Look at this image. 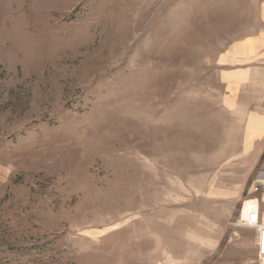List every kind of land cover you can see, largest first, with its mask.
Segmentation results:
<instances>
[{"label":"rangeland","instance_id":"1","mask_svg":"<svg viewBox=\"0 0 264 264\" xmlns=\"http://www.w3.org/2000/svg\"><path fill=\"white\" fill-rule=\"evenodd\" d=\"M263 34L264 0H0V264H264Z\"/></svg>","mask_w":264,"mask_h":264},{"label":"bare ground","instance_id":"2","mask_svg":"<svg viewBox=\"0 0 264 264\" xmlns=\"http://www.w3.org/2000/svg\"><path fill=\"white\" fill-rule=\"evenodd\" d=\"M263 40H264V34H263ZM250 77L251 76H249L248 73L247 74L241 73L239 74V76L234 77V80L238 81L236 83H240L242 81L247 82L250 80ZM263 134H264V113L248 112L247 117H246V125L244 128V149L245 151L247 152L255 148V143L257 139L260 138ZM263 200H264V193H263Z\"/></svg>","mask_w":264,"mask_h":264},{"label":"built area","instance_id":"3","mask_svg":"<svg viewBox=\"0 0 264 264\" xmlns=\"http://www.w3.org/2000/svg\"><path fill=\"white\" fill-rule=\"evenodd\" d=\"M253 192L257 193L264 190V175L258 178L254 182V186L252 188ZM251 226L259 227L264 229V211L259 212V208L255 215L251 216V220L248 223Z\"/></svg>","mask_w":264,"mask_h":264}]
</instances>
